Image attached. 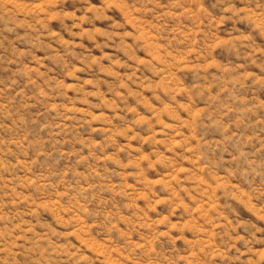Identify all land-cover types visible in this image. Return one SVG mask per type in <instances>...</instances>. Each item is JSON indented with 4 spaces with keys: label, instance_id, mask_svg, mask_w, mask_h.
<instances>
[{
    "label": "rangeland",
    "instance_id": "rangeland-1",
    "mask_svg": "<svg viewBox=\"0 0 264 264\" xmlns=\"http://www.w3.org/2000/svg\"><path fill=\"white\" fill-rule=\"evenodd\" d=\"M0 264H264V0H0Z\"/></svg>",
    "mask_w": 264,
    "mask_h": 264
}]
</instances>
